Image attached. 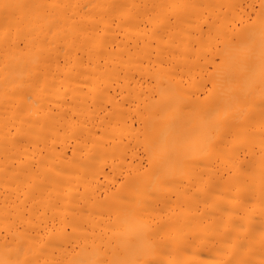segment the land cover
<instances>
[{
  "label": "bare ground",
  "instance_id": "obj_1",
  "mask_svg": "<svg viewBox=\"0 0 264 264\" xmlns=\"http://www.w3.org/2000/svg\"><path fill=\"white\" fill-rule=\"evenodd\" d=\"M0 264H264V0H0Z\"/></svg>",
  "mask_w": 264,
  "mask_h": 264
}]
</instances>
